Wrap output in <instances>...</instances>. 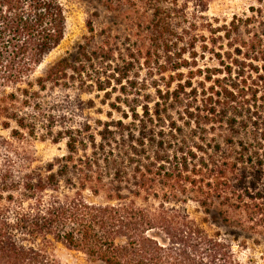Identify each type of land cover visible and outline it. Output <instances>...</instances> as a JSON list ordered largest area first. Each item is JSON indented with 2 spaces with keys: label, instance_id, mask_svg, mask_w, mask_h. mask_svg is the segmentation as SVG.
<instances>
[{
  "label": "trees",
  "instance_id": "obj_1",
  "mask_svg": "<svg viewBox=\"0 0 264 264\" xmlns=\"http://www.w3.org/2000/svg\"><path fill=\"white\" fill-rule=\"evenodd\" d=\"M97 1L121 23H89L33 80L66 37L63 1L0 0L2 130L35 137L49 89L121 115L59 132L67 154L42 167L0 136V264H58V245L96 264H242L209 230L264 232V0L226 25L205 0Z\"/></svg>",
  "mask_w": 264,
  "mask_h": 264
},
{
  "label": "rangeland",
  "instance_id": "obj_2",
  "mask_svg": "<svg viewBox=\"0 0 264 264\" xmlns=\"http://www.w3.org/2000/svg\"><path fill=\"white\" fill-rule=\"evenodd\" d=\"M62 1L67 16L66 37L61 46L36 70L32 77L33 80L43 77L52 65L75 54L78 48L87 42L91 37L88 31L89 23H93L98 29L109 23H121L120 18H114V15L108 13L97 0ZM205 2L207 3V19L215 25H226L235 16L244 18L249 15L251 7L258 6V0H205ZM180 3H185V0H180ZM213 65L216 64L209 62V66ZM42 98L45 100L47 113L52 115L53 120L41 123L35 137L24 134L23 137L15 140L10 132L0 127V136L21 153H28L32 158L33 167H42L66 156V141L53 143L59 132L70 127L77 129L85 123V120L94 130L98 121H117L121 117L108 105L102 104L103 94L93 93L79 98L76 93L49 89ZM110 113L112 116H109ZM189 209L194 212L196 206L192 204ZM209 231L210 233L219 231L225 238L234 241L235 253L242 264H264V232L241 231L224 227L218 229L214 226ZM53 255L58 264H96L83 253L71 251L63 245L56 246Z\"/></svg>",
  "mask_w": 264,
  "mask_h": 264
}]
</instances>
